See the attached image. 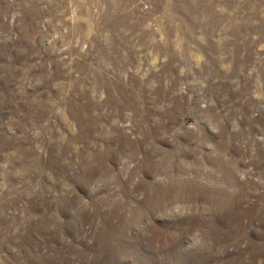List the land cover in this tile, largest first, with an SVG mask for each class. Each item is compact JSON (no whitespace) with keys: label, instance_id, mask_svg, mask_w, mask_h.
<instances>
[{"label":"rangeland","instance_id":"1","mask_svg":"<svg viewBox=\"0 0 264 264\" xmlns=\"http://www.w3.org/2000/svg\"><path fill=\"white\" fill-rule=\"evenodd\" d=\"M0 264H264V0H0Z\"/></svg>","mask_w":264,"mask_h":264}]
</instances>
